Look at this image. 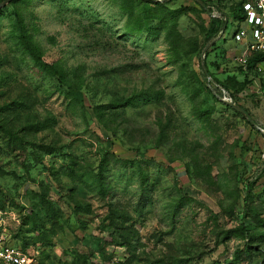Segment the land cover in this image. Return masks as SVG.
<instances>
[{"label": "rangeland", "instance_id": "374dc122", "mask_svg": "<svg viewBox=\"0 0 264 264\" xmlns=\"http://www.w3.org/2000/svg\"><path fill=\"white\" fill-rule=\"evenodd\" d=\"M206 1L210 13L196 0L7 5L0 15V108L25 107L0 110V121L16 127L26 118L54 116L52 127L28 138L52 141L83 162L96 163L103 149L114 154L106 173L111 200L129 211L135 230L129 246L111 243L101 227L107 199L77 190L76 211L70 191L47 170L64 164L62 154L38 150L41 161L29 146L9 151L0 130L2 207L20 216L19 222L4 219L11 240L20 243L14 233L24 215L39 213L33 192L43 180L65 217L50 251L41 254L45 264H264V135L220 99L245 107L264 129V62L248 70L237 59L243 43L232 38L227 13L238 0ZM212 14L229 24L204 56L207 76L200 55ZM29 36L39 46L37 63H54L53 69L34 66ZM77 85L83 109L69 95ZM140 93L158 99L133 105L131 97ZM97 105L105 107L102 116ZM137 162L147 171L144 184ZM26 247L39 252L45 246Z\"/></svg>", "mask_w": 264, "mask_h": 264}, {"label": "trees", "instance_id": "16d2710c", "mask_svg": "<svg viewBox=\"0 0 264 264\" xmlns=\"http://www.w3.org/2000/svg\"><path fill=\"white\" fill-rule=\"evenodd\" d=\"M1 1V0H0ZM20 0H11L9 3L5 4L4 6L0 7V15L2 14L3 10L7 7L8 4H14ZM149 1V0H144ZM204 1L207 6L209 7V10L211 11V6L208 5L206 0ZM243 1L244 0H238L235 4L230 7L227 13L228 20L230 22H233L234 27L232 29V38H234V33L239 27L240 22L244 19L245 12L243 9ZM198 3V2H197ZM200 6V4L198 3ZM201 10L204 11L205 9L201 7ZM20 20V19H19ZM224 24V19L221 16L217 15H209V21L207 24V27L204 30V43L205 41L209 40L212 37H215L218 33H220L222 26ZM229 22H226V25L224 29L222 30V33H225V30H227ZM31 41H26L29 43L26 45V48L30 50L32 48V45L36 47V52L34 50H31L29 52L31 58L35 59L34 66L36 64H40V67L45 66V68L53 69L54 63H47L40 61V63H37L39 59L40 51L39 46L35 41L29 36ZM21 40L25 41V39L21 38ZM34 42V44H33ZM202 43V44H204ZM216 41L213 42L207 49L205 55H207L208 51H210L212 48L216 47ZM38 49V52H37ZM264 62V50H255L248 54L246 58L245 64H241L240 66L245 69H252L256 68V66ZM210 74V72H209ZM217 83H219L221 86L227 89V86L223 84L221 81L214 78ZM64 84V83H63ZM220 92V91H219ZM69 95H71V98H73L76 102H80L78 105L83 109L84 107L81 104L82 102V94L80 91V86L77 85L76 87H70L69 89ZM139 95V96H138ZM138 95L132 96L133 105L137 103L146 104L149 102H153L158 99V97L154 93H140ZM226 107H229L233 109L231 106L227 105L223 101H221ZM69 104H71V101H69ZM69 106V105H68ZM75 106V105H71ZM25 107V105H2L0 110L5 113L10 112H18L20 108ZM70 108V107H69ZM98 108L99 112L101 113V116L103 115V111L105 107L102 105H97L96 109ZM245 108V107H244ZM246 109V108H245ZM247 110V109H246ZM248 111V110H247ZM240 113V112H238ZM241 114V113H240ZM243 115V114H242ZM244 116V115H243ZM245 117V116H244ZM246 118V117H245ZM15 122L18 123L17 119H14ZM254 120V119H253ZM248 122V120L246 119ZM11 121H9L10 123ZM54 116H48L45 117L41 121H30L27 120L16 127H13L11 125H8V122L0 121V130L3 133V144L4 147L7 148L9 151L19 149L22 153H24L27 149V147H32V154L34 155V158L39 159L42 161V154L38 153V150H42L45 154H53L56 151H59L58 153L62 154V158H64V164L60 163L59 165H55L54 162L51 166H47V170L49 171L50 176L54 180H56L61 187H66L70 193L67 196V200L73 201L71 203L72 207L78 211L80 208L82 202L74 196L75 191L81 192L83 189H86L90 192H93L97 195H99L101 198H104L106 200L105 202V212L104 216L101 219L102 224V230H107L109 235V241L115 242L116 244L129 246L133 241V235L135 234L134 226L132 222L129 223V221L132 220L131 214L129 211H126L127 209L120 208L118 204L113 202L111 200V193H110V184L109 181L106 179V173L109 169L110 165V157L114 156V154L110 153L107 149H103L99 153V159L96 163L92 162H83L80 160L75 153H72V151H69L67 153L60 152V145L54 144L52 141L48 143H35V141H32L28 138V136L31 133H37L41 130H45L47 128H50L54 125ZM249 123V122H248ZM60 149V150H59ZM43 153V154H44ZM20 154V153H18ZM23 158H25L23 156ZM135 171L139 177V181L141 184H144L145 182V176L147 174V171H145L140 162H137L136 166H134ZM63 175L67 177L68 182L65 183V181L61 182L63 179ZM66 184V185H65ZM38 191L33 192V196L35 197V200L32 201V205H34L37 208H39V216L36 212H32L28 215H24L21 221V224L17 228V231L14 233L15 236H21L20 237V243H16L14 239H12L16 244H19L24 250H29L26 245L28 243H38L40 242L42 245H44V248H41L39 251V258L41 263L45 264V262L41 258L42 252H49L50 250L46 249L50 246H52V241L50 239L51 235L55 233L56 228H61L64 220L63 212L61 209L57 208L55 206V203L52 199H50L47 195L48 191V185L47 182L40 180L38 182ZM108 195L110 198H108ZM59 197L62 198L63 195L59 193ZM2 196L0 195V206H3V200L1 199ZM81 203V204H79ZM86 205H90L86 203ZM70 206V205H69ZM35 209V211H37ZM79 213V212H78ZM130 219V220H128ZM49 222V226H48ZM36 232V234H33ZM248 237H252L250 234H246ZM102 248V247H101ZM46 254V253H45ZM84 258V256L82 257ZM75 261H70L68 264H73ZM81 263V260H80ZM115 264H124L120 263V261H116Z\"/></svg>", "mask_w": 264, "mask_h": 264}, {"label": "built area", "instance_id": "2783aa9c", "mask_svg": "<svg viewBox=\"0 0 264 264\" xmlns=\"http://www.w3.org/2000/svg\"><path fill=\"white\" fill-rule=\"evenodd\" d=\"M243 9L245 16L234 39L243 43L237 59L244 65L250 52L264 50V0H244ZM14 212L11 206H0V264H43L37 250H24L8 235L4 219L11 216L14 222H19L20 216Z\"/></svg>", "mask_w": 264, "mask_h": 264}, {"label": "water", "instance_id": "95a60500", "mask_svg": "<svg viewBox=\"0 0 264 264\" xmlns=\"http://www.w3.org/2000/svg\"><path fill=\"white\" fill-rule=\"evenodd\" d=\"M10 1H11V0H1V1H0V7L4 6L5 4L9 3ZM196 1L200 4L201 7H203L208 13H210L209 7L205 4L204 1H202V0H196ZM212 15H213V14H212ZM217 16H219V15H217ZM226 22H227V19H226V17H225V18H224V24H223V26H222V29H221L220 33H222V30L224 29ZM215 37H216V36H215ZM215 37H212V38H210L209 40H207L206 43L204 44L202 50H201V55H200V57H201V58H200V59H201V66H202V68H203V70H204V72L206 73L207 76H209V75H208V71H207V69H206V67H205V59H204L205 51H206L207 47H208V46H209V45L215 40ZM220 99H221L224 103H226L227 105L231 106V107H232L233 109H235L236 111H238V112H240L241 114H243V115L246 117V119L248 120V122H249L251 125H253V126L259 128L260 131H261V133L264 135V129H263V128H260V127L256 124V122L253 120V118L251 117V115L249 114V112H248L244 107H242V106L239 105L238 103H235V102H233V101H231V100H228V99H226V98H224V97H221Z\"/></svg>", "mask_w": 264, "mask_h": 264}]
</instances>
